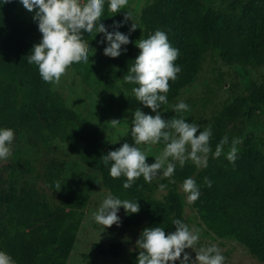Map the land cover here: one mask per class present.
I'll return each mask as SVG.
<instances>
[{"label":"trees","instance_id":"trees-1","mask_svg":"<svg viewBox=\"0 0 264 264\" xmlns=\"http://www.w3.org/2000/svg\"><path fill=\"white\" fill-rule=\"evenodd\" d=\"M164 0L156 1L152 9L165 7ZM172 9L165 11L151 26V34L164 31L172 47L179 50L174 62L182 71L175 81H169L168 101H172L181 89L192 84L200 70L204 55L211 52L216 57L240 65H264V10L254 8L249 0H234L228 8L214 7V0H169ZM110 15L105 5L101 22L106 25ZM109 31H114L108 27ZM37 23L25 21L17 14L16 0L0 4V127L12 128L16 134L25 131L49 145L54 141L67 143L71 152L77 154L88 167L95 169L101 178L102 186L121 199L138 201L140 211L125 215L127 226H140V233L146 227L160 226L166 234L175 231L174 219H182L186 206L185 196L180 186L192 177L199 185L198 200L191 204L200 223L206 231L218 238H232L240 243L253 239L259 247H264V151L253 149L247 154L241 145L235 163L227 161L224 155L213 159L209 154L208 166L197 168L188 161L183 168L177 164L175 174L169 183L166 178V191L161 203L164 214L159 215L156 207L149 201L144 190L149 183L141 176L132 187L123 188L125 177L113 178L104 164V155L121 145L100 147L97 134L89 129L80 114L68 109L62 97L56 94L50 83L44 82L38 68L29 64L27 56L37 42L32 38L39 35ZM150 34V35H151ZM83 35V33H82ZM92 35H84L83 42H91ZM102 38V37H101ZM134 60L126 63L116 72L123 87L132 92L136 85L125 83L128 68ZM81 81L91 86L100 77V65L96 60L86 64L71 65ZM164 106V105H163ZM256 114H264V87L254 85L247 93L232 95L219 114L209 124L213 129L210 139L212 150L224 137L227 126L238 120ZM229 145L224 148L225 153ZM33 173L35 169L25 161L23 169ZM210 170L217 176L208 177ZM53 195L64 207L71 206L69 187L59 184L58 191L49 173L44 178ZM205 177L211 187L205 184ZM16 187L0 192V203L5 204V223L2 224L0 250L6 251L13 264H34L40 257L53 253L61 234H66L73 225L68 223L74 217L60 218L53 215L51 207H42L35 202L23 203L15 195ZM210 196L226 197L221 206L210 207ZM66 214V213H65ZM139 233V236H140ZM120 243L104 247L98 243L91 246L97 255L116 256ZM139 250L131 252L128 264H136ZM264 261V255L254 252Z\"/></svg>","mask_w":264,"mask_h":264},{"label":"rangeland","instance_id":"rangeland-1","mask_svg":"<svg viewBox=\"0 0 264 264\" xmlns=\"http://www.w3.org/2000/svg\"><path fill=\"white\" fill-rule=\"evenodd\" d=\"M156 1L159 0H129L125 9L120 10L113 17L110 16L114 14L110 13L106 18L105 26L111 28L113 21L123 20L125 11H128L132 14L131 19L118 30L129 34L132 23L138 27L129 34L132 43L122 46L126 47L127 51L119 57L109 58L103 55V45L98 44L103 34H97L95 38L93 36L91 42H86L92 48L89 52L90 59L99 62L101 71L100 77L95 75L96 78L91 86L81 81L72 66L66 70L65 76L58 84L50 83L51 89L62 97L65 106L80 114L85 125L96 132L100 147L116 146L125 142L130 145L134 143L130 128L132 113L137 108L154 115L150 109L135 100L132 92L123 87L116 72L126 61L133 60L138 55L139 49L134 42L148 38L153 23L158 22L165 11L172 9L169 0H164L165 7L153 10L152 5ZM233 1L214 0V7L225 9ZM249 1L254 8L264 10V0ZM16 3L17 14L25 21L33 20V14L28 12L19 0H16ZM41 37L40 33L32 38L38 44ZM254 85L264 87V65L256 67L240 65L207 52L196 80L181 89L175 99L162 106L164 109L162 115L166 119L173 117L175 113L171 111L170 106L183 100L190 106V110L179 115H182L186 122L200 124L203 129L209 126L232 95L247 93ZM113 119L121 121L115 128L110 124ZM225 135L229 137V141L240 138L242 143L239 145L247 154L253 149L264 151V114L254 113L252 116L229 124L224 132ZM139 147L149 155L146 161L149 164L154 162V157L163 149V145L142 144ZM25 161L35 169V172L26 173L23 170ZM37 173L44 178L50 173L54 183L68 186V192L72 197L71 206H65L64 211L61 212L63 208L58 198ZM214 176H217V171L210 170L208 177ZM165 180L166 178L158 176L144 190L159 215L164 214L161 203L166 191V189L161 191L159 185L166 184ZM11 185L16 187L15 195L23 203L35 202L42 207L49 205L53 215L60 218L74 217L68 220V223L73 225L66 234L60 235L56 250L48 256L38 258L34 264H128L131 252L137 249L136 241L139 238L140 226L125 225L122 208L118 213L121 217L119 227L114 224L104 230L103 226L95 222L93 214L109 190L102 186L99 173L85 165L77 154L71 152L67 143L54 141L47 146L25 131L17 132L10 157L0 160V192L5 193ZM180 190L182 191L181 186ZM200 193L203 194L201 191ZM184 196L186 201L185 193ZM225 202L227 198L221 196H210L207 199V205L210 207L221 206ZM183 221L190 228L199 230L200 239L196 250L215 244L225 257L224 264H264V261L254 255V252L264 255V247H259L253 239L240 243L232 238L214 236L206 231L197 213L187 201ZM3 223H5V204L0 203V239ZM93 243L104 247L120 243L121 247L116 256L97 255L92 252ZM185 251L195 259V251L192 249ZM176 264H179V261Z\"/></svg>","mask_w":264,"mask_h":264},{"label":"clouds","instance_id":"clouds-1","mask_svg":"<svg viewBox=\"0 0 264 264\" xmlns=\"http://www.w3.org/2000/svg\"><path fill=\"white\" fill-rule=\"evenodd\" d=\"M10 2L0 0L2 5ZM19 3L33 14L32 19L42 34L40 42L32 47L27 56L28 63L36 65L42 80L52 85L59 83L71 65L89 62L92 48L89 43L83 42L84 35L95 38L97 34H103L98 41V44L103 45V55L117 58L127 51L122 46L132 43L129 34L138 28L132 23L129 34L118 30L131 19L132 14L128 11H125L123 20L113 21L111 27L116 29L114 31H109L101 22L105 5L108 12L114 14L110 16L113 17L127 7L129 0H19ZM134 43L139 53L123 81L136 85L132 88L135 100L154 115L140 108L132 113L130 134L134 143L130 145L125 142L104 155L105 166L111 164L109 175L113 178L125 177L123 188L128 189L141 176L148 183L158 176L169 178V183H175L171 178L177 164L183 168L188 161H192L197 168H206L209 154L213 159L224 155L228 162L234 164L239 152L237 145L242 143L240 138H233L225 153L224 148L229 145V137L225 135L213 151L210 145L213 136L211 125L202 129L196 122H186L179 114L189 111L190 106L183 100L170 106L175 113L173 117L166 119L162 115V106L169 103V81H175L182 71L181 66L174 63L179 57V50L171 46L167 34L156 30L148 38ZM120 122L113 119L110 124L115 128ZM14 138L12 128L0 127V160L10 157ZM142 144L163 145L161 153L154 157V162H146L149 155L139 147ZM205 184L211 187L207 177ZM54 187L60 189L58 184ZM166 187L163 183L159 185L161 191ZM181 189L189 204L195 203L201 195L199 185L192 177L183 181ZM121 208L125 215L140 211L138 201L121 199L108 192L94 212V220L104 230L114 224L119 227L121 217L118 213ZM172 223L175 231L167 234L165 228L160 226L142 230L136 241L139 250L136 264H176L177 261L179 264H224L225 257L217 245L196 250L200 239L198 229L190 228L182 219H174ZM186 249L195 251V259ZM0 264H13L12 257L6 251L0 250Z\"/></svg>","mask_w":264,"mask_h":264}]
</instances>
